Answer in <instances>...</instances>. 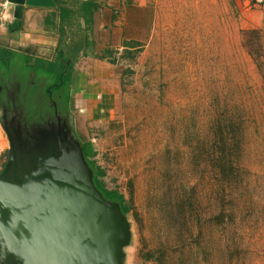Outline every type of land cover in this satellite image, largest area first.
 Masks as SVG:
<instances>
[{"label":"rangeland","instance_id":"1","mask_svg":"<svg viewBox=\"0 0 264 264\" xmlns=\"http://www.w3.org/2000/svg\"><path fill=\"white\" fill-rule=\"evenodd\" d=\"M127 15L114 43L93 37L97 55L117 45L111 58L59 63L74 135L131 205L124 264H264V32L257 66L230 0H158ZM8 146L0 123V171Z\"/></svg>","mask_w":264,"mask_h":264},{"label":"water","instance_id":"2","mask_svg":"<svg viewBox=\"0 0 264 264\" xmlns=\"http://www.w3.org/2000/svg\"><path fill=\"white\" fill-rule=\"evenodd\" d=\"M6 4L16 20L25 9L58 5ZM130 239L127 216L95 185L67 117L33 124L29 140L9 138L0 171V264H124Z\"/></svg>","mask_w":264,"mask_h":264},{"label":"crops","instance_id":"3","mask_svg":"<svg viewBox=\"0 0 264 264\" xmlns=\"http://www.w3.org/2000/svg\"><path fill=\"white\" fill-rule=\"evenodd\" d=\"M54 8H28L23 19L13 18L12 9L6 0H0V50H11L20 59L32 64L37 60L50 61L57 57L60 48L70 49V60L97 58L96 33L107 35L106 43L123 35L129 22L127 10L132 6L147 8L158 0H58ZM238 16L239 31L257 30L264 32V6L251 5L250 0H230ZM93 3L97 10L93 14L82 11L83 4ZM124 30V31H123ZM127 40L118 46L124 48ZM129 41V40H128ZM117 45L104 49L115 53ZM113 55V54H112ZM95 60V59H94ZM89 62V61H88ZM22 62H20L21 64Z\"/></svg>","mask_w":264,"mask_h":264},{"label":"trees","instance_id":"4","mask_svg":"<svg viewBox=\"0 0 264 264\" xmlns=\"http://www.w3.org/2000/svg\"><path fill=\"white\" fill-rule=\"evenodd\" d=\"M56 3H59L58 0H55ZM60 4V3H59ZM97 10V7L93 3H85L83 4L82 11L85 15L83 17L85 20L89 21L88 13L93 14V12ZM258 31L257 30H245L242 31V35L244 37L243 45L248 50V53L253 58L257 66L262 64L260 58L262 60V50L258 52L259 48H261V44L258 41ZM248 37V38H246ZM135 41H126L124 44V57L132 56L131 50L135 47ZM59 53L54 61L47 60H37L36 64H30L29 60H24L25 63L20 64V58L17 57V53L11 50H0V73L4 76L11 74L14 67H19L21 65L23 72H34L35 75H42L46 77L47 83L50 84V89L53 92V100L58 104V106L62 107L63 111L67 113L66 117L69 116V107H70V70H67L66 73L64 68L60 67L59 63L63 62V60L70 59V49L65 50L64 48H60ZM261 53V55H260ZM103 55H97L99 59L111 58L114 53L112 52H104ZM113 54V55H112ZM72 64H69V68ZM18 68V69H19ZM65 74V80L62 79V83L58 84L59 78ZM57 84V85H54ZM83 148V152L85 158L93 171V181L98 189L103 193L105 198L117 201L120 204L122 212L128 216L131 211V205L128 203L126 197L123 193L118 191L117 189H108L105 187L103 181H101L102 176L104 175L103 169L97 165L94 160L96 152L94 150V146L91 141L88 140H80ZM149 254V253H148ZM153 258V254H149L145 256V260H149ZM155 260L158 262V257H155Z\"/></svg>","mask_w":264,"mask_h":264},{"label":"flooded vegetation","instance_id":"5","mask_svg":"<svg viewBox=\"0 0 264 264\" xmlns=\"http://www.w3.org/2000/svg\"><path fill=\"white\" fill-rule=\"evenodd\" d=\"M50 86L45 76L38 75L35 80L34 72H23L22 68L13 69L7 76L0 73V123L8 145L9 138L13 142L18 138L29 140L33 124L44 126L55 122L57 116L66 117L53 100Z\"/></svg>","mask_w":264,"mask_h":264},{"label":"built area","instance_id":"6","mask_svg":"<svg viewBox=\"0 0 264 264\" xmlns=\"http://www.w3.org/2000/svg\"><path fill=\"white\" fill-rule=\"evenodd\" d=\"M251 5L264 6V0H250Z\"/></svg>","mask_w":264,"mask_h":264}]
</instances>
